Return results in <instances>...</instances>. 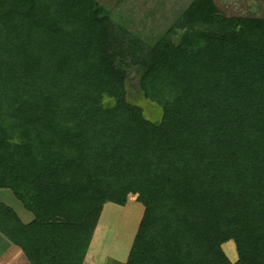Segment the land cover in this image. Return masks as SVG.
Segmentation results:
<instances>
[{
  "label": "trees",
  "instance_id": "obj_1",
  "mask_svg": "<svg viewBox=\"0 0 264 264\" xmlns=\"http://www.w3.org/2000/svg\"><path fill=\"white\" fill-rule=\"evenodd\" d=\"M0 188L34 215L0 203L30 264H84L131 197L125 264H264V18L193 0L150 46L96 0H0Z\"/></svg>",
  "mask_w": 264,
  "mask_h": 264
},
{
  "label": "rangeland",
  "instance_id": "obj_2",
  "mask_svg": "<svg viewBox=\"0 0 264 264\" xmlns=\"http://www.w3.org/2000/svg\"><path fill=\"white\" fill-rule=\"evenodd\" d=\"M113 20L126 27L131 33L140 37L147 45L153 46L161 40L181 14L193 0H96ZM216 4L228 16H250L264 18V0H215ZM131 82L127 93L129 102L140 107L147 118L159 125L163 110L157 104L145 98L140 90L134 74L129 75ZM7 194L0 193V202H5L21 214L25 211L23 205L9 190ZM9 195V196H8ZM11 196L9 200L8 197ZM130 203L122 207L113 203L106 204L101 215L90 254L94 264H125L136 236L144 207L130 198ZM22 216V215H21ZM18 251V254L13 252ZM227 257L237 262L238 252L234 241L223 245ZM21 249L12 245L0 234V264L21 263Z\"/></svg>",
  "mask_w": 264,
  "mask_h": 264
},
{
  "label": "crops",
  "instance_id": "obj_3",
  "mask_svg": "<svg viewBox=\"0 0 264 264\" xmlns=\"http://www.w3.org/2000/svg\"><path fill=\"white\" fill-rule=\"evenodd\" d=\"M2 190H9V189H1L0 188V193L1 194H7V191H2ZM11 193H12V191L11 190H9ZM13 194V193H12ZM14 195V194H13ZM9 196V195H8ZM9 198V200L11 199V196L10 197H8ZM16 198V197H15ZM17 199V198H16ZM18 200V199H17ZM19 201V200H18ZM20 202V201H19ZM0 203H4V204H6V205H8L9 207H11L12 208V206L11 205H9V204H7V203H5V202H0ZM21 203V202H20ZM130 203V201L127 203V204H129ZM22 204V203H21ZM126 204V205H127ZM23 205V204H22ZM24 207V206H23ZM105 208H106V206H104V210H103V212H102V215L104 214V212H105ZM17 214H18V216L21 218V220L25 223V224H29V223H31V222H33L34 221V215L31 213V212H29L28 210H26V212L25 211H21V214H19V212L17 211V210H15V208H12ZM22 215V216H21ZM95 237V236H94ZM93 241H94V239H93ZM92 245H93V242H92V244H91V247H92ZM15 246V245H14ZM17 247V246H16ZM91 247H90V249H91ZM18 248V247H17ZM90 249H89V251H90ZM13 252H15V253H17L18 254V251H16L15 249H13ZM22 252V251H21ZM19 256V258L18 259H20V262L21 263H23V262H26V264H30L28 261H27V259H26V257L24 256V254L23 253H21V255L19 254L18 255ZM94 259H93V256L90 254V252H88V254H87V257H86V260H85V262H84V264H94V261H93Z\"/></svg>",
  "mask_w": 264,
  "mask_h": 264
}]
</instances>
